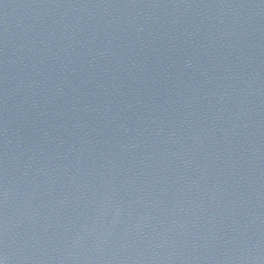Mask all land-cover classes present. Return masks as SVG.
Here are the masks:
<instances>
[{
  "label": "water",
  "instance_id": "water-1",
  "mask_svg": "<svg viewBox=\"0 0 264 264\" xmlns=\"http://www.w3.org/2000/svg\"><path fill=\"white\" fill-rule=\"evenodd\" d=\"M4 264H264V0H0Z\"/></svg>",
  "mask_w": 264,
  "mask_h": 264
},
{
  "label": "snow or ice",
  "instance_id": "snow-or-ice-1",
  "mask_svg": "<svg viewBox=\"0 0 264 264\" xmlns=\"http://www.w3.org/2000/svg\"><path fill=\"white\" fill-rule=\"evenodd\" d=\"M0 264H4V260L0 258Z\"/></svg>",
  "mask_w": 264,
  "mask_h": 264
}]
</instances>
